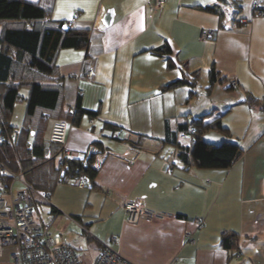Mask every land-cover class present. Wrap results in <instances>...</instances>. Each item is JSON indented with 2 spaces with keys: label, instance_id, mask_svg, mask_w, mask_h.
I'll list each match as a JSON object with an SVG mask.
<instances>
[{
  "label": "crops",
  "instance_id": "obj_1",
  "mask_svg": "<svg viewBox=\"0 0 264 264\" xmlns=\"http://www.w3.org/2000/svg\"><path fill=\"white\" fill-rule=\"evenodd\" d=\"M253 2L164 0L155 7L153 0H52L51 18L89 29L88 52L98 58L96 73L87 78L78 76L85 50L58 53L65 107L72 110L79 99L83 109L97 112L78 125L67 120L65 146L73 158L93 155L95 187H88V197L104 201L97 210L93 202L88 207L99 216H116L109 238H119L113 247L134 264H264V14L253 15ZM259 4L264 10V0ZM107 10L110 25L102 21ZM202 32L212 35L203 39ZM165 43L171 67L166 57L147 51ZM212 67L219 76L208 90ZM190 74L194 85L161 90ZM248 97L256 102L247 104ZM204 114L220 116L229 133L208 131L205 141L232 142L229 159L235 147L242 149L228 168L185 167L176 148L163 143L167 127L175 132L182 119ZM57 120L64 119H48L47 139ZM130 199H139L153 217L127 223L124 205ZM197 218L203 227H195ZM223 231L238 234L237 250L221 247ZM108 239L98 241V250Z\"/></svg>",
  "mask_w": 264,
  "mask_h": 264
},
{
  "label": "trees",
  "instance_id": "obj_2",
  "mask_svg": "<svg viewBox=\"0 0 264 264\" xmlns=\"http://www.w3.org/2000/svg\"><path fill=\"white\" fill-rule=\"evenodd\" d=\"M204 10L219 12L216 6H206ZM51 11L52 0H0V167L13 174H20L33 191L48 193L50 196L52 187L59 179L62 180L61 184L67 179H75L76 182L82 179L84 187L94 188L96 171L90 166L92 154L86 158L71 157L58 164L60 146L44 141L41 126L52 118L70 120L72 124L78 125L83 116L97 117L96 111L83 109L79 99L72 110L65 107L64 90L58 81L60 75L56 63L59 51L64 49L85 50L84 60L93 57L88 52L90 30L74 28L67 21L53 20ZM252 11L256 16L264 14L260 5L253 7ZM233 12L232 20L239 8L235 7ZM147 51L166 57L167 65H173L171 49L167 43ZM218 76V72L213 67L210 68L208 90ZM194 77V74L184 75L162 86L161 90L192 85L189 80L196 78ZM21 89L26 90L25 96L20 95ZM20 98L25 102V116L21 127H18L11 124L10 120L14 104ZM255 102L254 98L246 99L247 104ZM208 117L210 114L187 116L177 124L175 132L166 128L163 143L176 148V156L185 167L205 170L228 168L242 153L241 148L235 147L233 156L229 159L234 147L232 142L223 140L211 143L203 139L208 131L229 135L221 124L220 116L212 119ZM34 121L40 124H33ZM33 125L37 126V131L32 136ZM105 126L111 131H117L113 126ZM14 129L18 130L15 135ZM180 134H184L186 138L180 140ZM47 143L49 156L44 152ZM0 181L8 182L9 177L0 175ZM32 199L34 205L45 204L34 192ZM51 212L56 213L58 210L52 206ZM220 245L229 252L237 250L238 234L223 231Z\"/></svg>",
  "mask_w": 264,
  "mask_h": 264
},
{
  "label": "built area",
  "instance_id": "obj_3",
  "mask_svg": "<svg viewBox=\"0 0 264 264\" xmlns=\"http://www.w3.org/2000/svg\"><path fill=\"white\" fill-rule=\"evenodd\" d=\"M260 0H254L253 7H258ZM154 6L159 7L164 0H153ZM209 32H202L201 38L211 36ZM98 67V58L91 57L84 60L81 71L87 78L93 77ZM264 103V96L262 98ZM71 123L67 120H57L52 123L49 133L48 143H55L60 146L61 152L58 156V164L63 160L71 158V152L66 148V135ZM18 130H13V135ZM117 139V135H112ZM184 134L179 135L180 140H184ZM45 144L44 152L49 156V146ZM126 146L132 147L129 143ZM0 175L9 177L8 182H0V260L6 250L11 260V264H81L76 250L64 243L51 230L50 222L36 221L33 217L34 204L32 193L49 204L50 195L33 191L22 179L20 174H13L6 168L0 167ZM20 183L21 188L14 190V184ZM59 179L57 184H61ZM78 187H84L82 179L77 180ZM125 221L130 224H138L143 220L153 217L152 212L145 209L139 199H130L124 205ZM196 228L204 226V220L197 218L194 220ZM185 238L193 243L191 233L186 231ZM119 243V238L112 236L107 243H100L98 257L94 264H134L124 258L114 247ZM239 257L240 253H236Z\"/></svg>",
  "mask_w": 264,
  "mask_h": 264
},
{
  "label": "rangeland",
  "instance_id": "obj_4",
  "mask_svg": "<svg viewBox=\"0 0 264 264\" xmlns=\"http://www.w3.org/2000/svg\"><path fill=\"white\" fill-rule=\"evenodd\" d=\"M230 85L234 88L237 81L233 79ZM199 91H203L198 87ZM26 90L21 89L20 95H25ZM192 102V101H191ZM16 107L12 114L11 122L21 127L25 116V103L21 98L16 102ZM193 102L191 106H193ZM50 122L47 120L41 127V137L47 142L48 128ZM32 137H30L31 139ZM21 188L20 183L14 184V190ZM90 190L88 187L80 189L76 185L75 179H67L63 184H55L51 190L49 204L38 203L34 205L33 217L36 221L50 222L51 230L59 237L60 241L73 247L81 261V264H94L98 257V241L107 240L110 235H115L112 228L115 226L116 216H100L88 207L91 202L96 207L104 201H94V197H88ZM55 207L58 212L52 213L51 207ZM78 217V219L76 218ZM105 240V241H106ZM0 264H11V260L6 250Z\"/></svg>",
  "mask_w": 264,
  "mask_h": 264
},
{
  "label": "water",
  "instance_id": "obj_5",
  "mask_svg": "<svg viewBox=\"0 0 264 264\" xmlns=\"http://www.w3.org/2000/svg\"><path fill=\"white\" fill-rule=\"evenodd\" d=\"M112 20V12L111 10H107V12L105 13L104 17H103V24L104 25H110Z\"/></svg>",
  "mask_w": 264,
  "mask_h": 264
}]
</instances>
